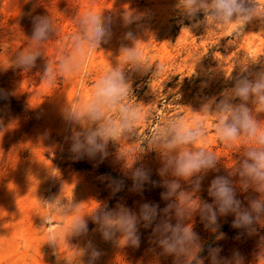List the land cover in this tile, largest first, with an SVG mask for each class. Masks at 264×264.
Segmentation results:
<instances>
[{"label":"rangeland","instance_id":"rangeland-1","mask_svg":"<svg viewBox=\"0 0 264 264\" xmlns=\"http://www.w3.org/2000/svg\"><path fill=\"white\" fill-rule=\"evenodd\" d=\"M174 2L0 0V89L9 93L7 99L0 100V264H65L63 259L57 260L48 245L41 244V237L48 228L62 230L63 222L77 210L87 214L97 205L106 210H116L117 205H123L139 218L145 203L155 205L157 214L148 228L143 227L142 220L137 225L141 238L138 248H119L111 241H103L100 234L93 231L95 223L88 219V235L67 241L61 239L59 255L71 262L76 244L91 240L102 252L97 264H176L173 255H159L161 248L150 243L159 235L154 234L153 229L162 222L172 226L190 224L200 245L211 231L216 230V225L231 220L235 213L221 215L215 198L207 201L209 194L206 191L217 176L229 180L242 208H249L253 199L264 202V193L257 192L250 181L245 189V179L235 172L247 145L227 146L218 141L214 130L209 128L202 146L217 156L215 167L183 179L170 172L161 175L162 154L146 143L148 129L155 127L160 119L177 114L187 118L199 111L202 99L216 96L219 100L220 93L234 86L241 66L249 65L253 72L264 68V24L254 20L241 31L212 26L189 31L181 28V17L174 9ZM258 3L264 5V0H258ZM123 10L125 13L135 10L145 15L137 23L124 27L120 19ZM85 11L94 14L101 11L102 16H110L112 38L92 53L81 73L71 78L58 77L50 84L42 78L44 61H54L62 50L70 48L71 36L77 30L76 17ZM47 12L54 17L57 32L43 45L44 57L38 58L30 71L12 68L14 54L30 43L33 16ZM127 31L138 36L136 43L152 65L149 75H133V94L128 99L129 103L139 104L147 112V120L134 133L110 140L103 159L97 154L90 158L92 162L88 168L76 169L63 139L65 128L59 107L63 102L88 100L95 80L111 64L118 47L130 43L123 39ZM161 65L164 70L157 75ZM229 75L233 79H228ZM256 118L264 127V113ZM46 130L48 136H44ZM189 147L195 149L197 146ZM129 161H132L130 167L127 166ZM136 168L147 171L146 182L151 184L150 187H137L134 183L122 193H113L106 172L115 170L132 177ZM100 177L107 178L101 180ZM166 181H176L179 188L164 199L162 194L168 191ZM181 194L189 200L183 214L178 216ZM61 198L63 203L59 207L72 211L67 216L60 211L49 213L48 205ZM192 201L200 206L211 203L209 205L216 212L215 223L209 222L200 207L194 211L188 209L187 204ZM169 204L173 207L168 208ZM165 208H168L167 212ZM45 215L56 222L44 223L42 217ZM254 216L259 229L264 228V212ZM262 238L264 235L254 234L224 241L220 244V256H230L233 250H239L245 257V264H264ZM258 252L260 258L257 259ZM179 264H189L188 257L182 258ZM203 264H210V259L206 257Z\"/></svg>","mask_w":264,"mask_h":264},{"label":"clouds","instance_id":"clouds-1","mask_svg":"<svg viewBox=\"0 0 264 264\" xmlns=\"http://www.w3.org/2000/svg\"><path fill=\"white\" fill-rule=\"evenodd\" d=\"M174 9L181 17V28L183 26L189 31L210 26L217 29L231 27L234 31H241L254 20L264 24V5L259 4L258 0H175ZM144 15L135 10L128 13L123 10L120 19L122 25L127 27L142 20ZM184 20L188 23L184 24ZM75 23L77 30L71 36L70 48L62 50L54 61H44L42 78L50 84L58 77L71 78L81 73L92 53L101 49V45L109 43L112 38V19L110 16H102L101 11L95 14L85 11L76 17ZM56 32L55 19L48 12L33 16L30 43L14 54L11 67L32 70L38 58L44 57L43 45ZM137 38L132 31L124 33L123 39L130 43L118 47L111 64L95 80L86 102H63L59 107V116L65 128L63 139L68 144L72 159L78 160L85 156L92 158L97 154L103 159L107 155L106 146L110 140L132 134L145 124L147 112L139 104L128 102L130 94H133V75L144 76L152 72L151 63L136 43ZM163 70L162 65L158 66L156 74ZM242 73L246 74L241 75ZM194 74L195 72L192 75ZM227 78L233 79L231 75ZM8 95L4 89H0V100L7 99ZM220 97L219 100L216 96L202 99L199 111L187 118L182 114L168 116L160 119L155 127L148 129L146 143L149 148L162 154L163 167L160 174L170 172L174 177L188 179L196 173L213 169L217 156L206 146H202L211 128L216 139L227 146L247 145L244 158L238 162L235 172L245 179V189L249 187L247 181H250L257 192L264 193V127L256 118L258 114L264 113V68L253 72L249 70V65L241 66L234 86L226 88L220 93ZM237 99L239 102H234ZM209 120L212 121L211 124L208 123ZM48 135L46 130L44 136ZM192 145L197 147L192 149L189 147ZM131 164L132 161H129L127 166L130 167ZM106 178L100 177L101 180ZM148 178V173L143 168H136L132 174L137 187ZM165 184L168 191L162 196L167 199L176 193L179 184L176 181H166ZM109 186L114 193L120 189L122 182L110 181ZM196 186L199 187V178ZM208 194L215 198L214 203L221 215L235 213L233 228L244 229L243 234L249 236L256 233L253 227L254 214L264 212V202L253 199L249 208H242L241 202L235 198L229 180L223 176H217L211 181ZM188 200V196L181 194L177 206L178 216L183 214ZM62 203L63 198L54 199L48 205V212L60 211L67 216L72 209H61L59 206ZM171 207L173 205L169 204L168 208ZM187 207L192 211L200 207L209 222L215 223L216 212L212 205L200 206L192 201ZM168 208L164 211L167 212ZM156 214V206L146 203L141 206L139 218L123 205H117L116 210H106L105 207L97 205L87 214L77 210L75 215L63 222L62 230L48 228L41 237V244L48 245L57 260L63 259L65 264H97L102 252L91 240L76 244L71 262L59 255L57 250L60 240L86 237L89 233L87 221L90 219L96 225L93 231L98 232L103 241H111L119 248H138L141 238L137 225L142 220L143 227L148 228ZM42 219L46 224L56 222L48 215ZM153 233L159 235L150 243L161 248L159 255H173L176 264L184 257H188L190 264L201 251V246L197 243L199 238L190 224L182 226L177 223L172 226L162 222V225L158 224L153 229ZM240 234H237V238ZM223 235L220 233L216 239L223 238ZM261 246L264 247V238ZM221 251L220 246H209L207 257L210 264H245V257L239 250H233L226 257L220 256ZM258 258L260 252L257 253ZM196 264H202V260L196 259Z\"/></svg>","mask_w":264,"mask_h":264},{"label":"trees","instance_id":"trees-1","mask_svg":"<svg viewBox=\"0 0 264 264\" xmlns=\"http://www.w3.org/2000/svg\"><path fill=\"white\" fill-rule=\"evenodd\" d=\"M91 162L92 161L90 160V158L85 156L82 159L74 160L73 161V167L76 169H85V168H88L89 165H91ZM106 173H108L107 175L110 177V181L122 182V186L117 191L118 193H122L125 190H128L129 187L135 183V181L132 179V177H128L126 174H123L121 172H118L115 170H109V172H106ZM140 185L146 186L147 188H149L151 184L149 182L144 181ZM207 192H208V190L206 191V193ZM208 197L209 198L207 199V201H210V202L213 201L214 197L209 196V195H208ZM209 204H211V203H209ZM234 216H235V214H234ZM234 216L231 220H228L227 222L216 225V230L211 231L209 233L208 237H205L204 241L200 244L201 251L197 254L196 259L202 260V264H203L205 258L207 257V252H208L209 246L217 247V246H220V244L224 241L244 239V238H247L249 236V235H246V233L243 234L245 232L244 229H236V228L232 227V222L235 219ZM253 227L255 229V232H256L255 234H257V236L264 235V228L259 229L258 223L255 222V216H254ZM220 233L224 234L223 238L216 239V237L218 235H220ZM238 233H241L239 235V238H237ZM196 259H193L191 261V264H196Z\"/></svg>","mask_w":264,"mask_h":264}]
</instances>
